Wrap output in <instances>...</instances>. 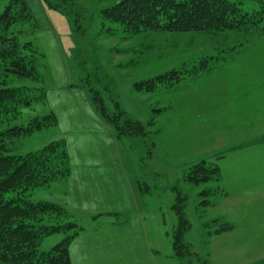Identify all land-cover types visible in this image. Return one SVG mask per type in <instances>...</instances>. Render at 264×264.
Wrapping results in <instances>:
<instances>
[{
    "label": "rangeland",
    "instance_id": "1",
    "mask_svg": "<svg viewBox=\"0 0 264 264\" xmlns=\"http://www.w3.org/2000/svg\"><path fill=\"white\" fill-rule=\"evenodd\" d=\"M24 1L31 21L11 31L40 56L39 80L11 77L8 86L43 97L0 132L48 116L56 123L3 155L64 143L69 176L34 189L26 200L60 207L77 226L71 264H264V24L263 34L241 37L231 48L189 33L127 34L101 16L121 0H71L77 7L68 2L69 16L43 0ZM230 1L243 12L256 9L250 0ZM9 2L0 0V14ZM203 58L211 59L205 71L170 88L134 89ZM90 89L108 108L109 98L117 99L145 137L117 136L93 108ZM200 162L218 166V182L194 184L192 168ZM206 190L215 193L201 194ZM177 197L190 226L184 234L190 252L182 257L173 249ZM224 218L234 231L213 236L211 222ZM71 233L45 237L38 251L49 252Z\"/></svg>",
    "mask_w": 264,
    "mask_h": 264
},
{
    "label": "trees",
    "instance_id": "2",
    "mask_svg": "<svg viewBox=\"0 0 264 264\" xmlns=\"http://www.w3.org/2000/svg\"><path fill=\"white\" fill-rule=\"evenodd\" d=\"M250 1L256 9L247 13L230 0H121L112 8L103 10L101 16L104 21L119 24L130 35L146 32L189 33L214 42L221 41L223 45L231 42L230 47L236 48L242 44L241 37L247 40L263 34V29L259 27L264 24V0ZM43 2L49 8L64 12L66 16L70 15L72 7L69 3L77 7L71 0ZM80 14L85 16V11L80 9ZM30 21L31 16L24 0H10L0 14V125L17 118L21 109L30 106L32 100L43 97L41 92L32 97L27 88L8 86L11 77L39 80L36 68L40 56L30 43L21 45L18 35L11 31L15 24ZM210 60L200 59L190 69H171L135 84L134 89L152 93L161 85L170 88L186 77L205 71ZM90 93V102L98 116L114 128L117 136L145 137L143 126L126 117L117 99L110 97L112 108H108L99 91L90 89ZM55 123V118L48 116L34 119L26 126L0 132V264H71L69 246L79 231L77 226L67 221L69 218L60 207L26 200L34 189L47 187L51 182L69 176L64 143L53 142L38 152L24 156L3 155L8 152L9 145ZM190 178L194 184L218 182L219 168L204 162L197 163L192 168ZM214 193V190H206L201 194ZM204 204L210 206L211 203L205 201ZM174 209L178 225L173 236V249L176 256L182 257L190 252L184 242V234L190 226L183 216L179 197L176 198ZM45 220L51 224L42 225ZM211 224L216 227L213 236L231 229L228 222L212 221ZM70 231L71 235L49 252L38 251L45 237Z\"/></svg>",
    "mask_w": 264,
    "mask_h": 264
},
{
    "label": "crops",
    "instance_id": "3",
    "mask_svg": "<svg viewBox=\"0 0 264 264\" xmlns=\"http://www.w3.org/2000/svg\"><path fill=\"white\" fill-rule=\"evenodd\" d=\"M224 222H228V223H230L227 219H225L224 218ZM232 226H234V225H231V229L228 231V232H224L223 234H221V235H218V236H215V237H220V236H224V235H227V234H229V233H232L233 231H234V228H232Z\"/></svg>",
    "mask_w": 264,
    "mask_h": 264
}]
</instances>
